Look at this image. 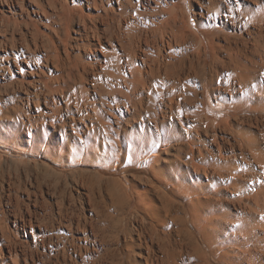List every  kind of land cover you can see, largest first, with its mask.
I'll return each instance as SVG.
<instances>
[{
    "label": "bare ground",
    "instance_id": "bare-ground-1",
    "mask_svg": "<svg viewBox=\"0 0 264 264\" xmlns=\"http://www.w3.org/2000/svg\"><path fill=\"white\" fill-rule=\"evenodd\" d=\"M178 2L0 0V168L72 174L27 196L74 229L2 218L0 264H264V0Z\"/></svg>",
    "mask_w": 264,
    "mask_h": 264
},
{
    "label": "rangeland",
    "instance_id": "rangeland-1",
    "mask_svg": "<svg viewBox=\"0 0 264 264\" xmlns=\"http://www.w3.org/2000/svg\"><path fill=\"white\" fill-rule=\"evenodd\" d=\"M178 1H179L178 2L179 5L181 7H184L185 5H187L190 9H193L195 12L199 11L200 4H202L204 2V0H178ZM84 11H85V9H84ZM76 18L77 17H75L73 22H72V28L70 31L72 36L74 35V32H72V31L76 30L77 26H78ZM196 18L205 22L204 19L206 17H204V19H203V17L196 16ZM191 24L194 25L195 21H192ZM217 42H218L219 46L222 44V37H220V35L218 36V38H215V40H214L215 45H218ZM217 50H218V48H217ZM212 60H214L213 56L209 52L208 56H207V61H206L207 71H208L210 65L212 66V64H213ZM214 65H216V64H214ZM210 106L214 112H218V111L222 110L224 107L222 103L214 102V101H211ZM30 161H29V164L27 163L28 165L26 164L27 166H25V164H23V165L21 164V166H22L21 167L20 165H18V163H16V165L14 164L15 166L14 165L12 166L13 163H11V164L8 163V165L10 167H14V168L9 169L10 167L8 166V167H4L5 170H3V168H2V171L0 168V171L2 174H3V171L5 172L4 173L5 177L3 176V178H2V174H0L1 175V177H0V219L3 218L2 220H4L3 221L4 223L3 222L2 223L7 224L4 226H5V229L8 231V234H9L8 236H10L12 241H14L15 243L18 242L19 245L24 240V238H23L24 232L27 230L29 231V227H28L29 221L34 226V232H39L38 225L40 224L42 226V220H44V219L46 221H48V220L51 221V223L49 221H48V223L54 224V227H57V226L59 227L60 231H62V233L65 235V238H66V239H61L60 243L64 242L66 244L68 241V236L74 235V233H73L74 229L72 227H69L70 224L73 225L72 216L71 215L66 216V214L64 212L61 213L60 210L58 211L57 210L58 207L56 206V204H53V201L51 202L50 205L47 204L46 206H44L40 203L41 201L40 202L36 201V203H35V201L31 200V199H34L33 198L34 193H36V195H39L38 197L40 200L41 195H40V192H39L38 187L36 185L38 183L40 184V180L42 181L41 182L42 185L47 184L48 183L47 179L51 176H47V177L43 176L45 173L44 171H42L43 169L41 167H40L41 169H39V167H38V169H37V167L34 169L35 166L33 165V163H31L32 161L31 162ZM30 165L34 166V167L29 169L31 167ZM23 166L26 168H24ZM15 167H17L18 169H16ZM27 167H29V168H27ZM118 169H117L118 170L117 172H113L109 169H104L103 171L93 169L91 171L89 170V173L92 176L97 175V177H100V179H101L100 183L103 187L107 182L109 183L111 181L112 182L117 181L116 183L124 186L126 184V181L128 180L134 184L136 183V186L138 185L137 188L139 190L143 189L142 187H144L145 183H144V181L142 182L143 184L140 183V181H142V180H139V179L142 178L143 180H146V179H144L145 176H146V178H148L147 175L145 174V172H136L135 173V171L131 170V169H120V168H118ZM7 170H9V171L7 172ZM36 171H37V173H36ZM83 171H85V170H83ZM106 171H108V172H106ZM109 171H111V172H109ZM55 172H56V176H57L58 171H55ZM60 174L61 173H59V176H57V179L60 178V180H57L56 178H55L56 179L55 180L54 177H56V176L54 175V177L52 176L53 177L52 179L49 178V181L50 182L55 181L58 183V185L60 183L61 184L60 186H62V187H63V183L65 182L64 185L67 186L68 190H71V187L73 186L72 185L73 184L72 174L70 175L69 172L62 173L61 175ZM64 174L65 175L69 174V176L67 175V178L63 179L64 177H66V176H64ZM7 175H9V176H7ZM27 176H28V178H27ZM35 177H37V178L40 177L39 182H38V179ZM129 179H131V180H129ZM46 190L47 189L43 185L42 189H41V191L43 192L42 193L43 197L46 199H50V197H49L50 192H48ZM27 191L29 192V194L32 195L30 200L28 199V196H27L28 192ZM28 203H29V205H27ZM65 205H70V206L72 205L73 206V203H69V201H67V202H65ZM186 219L188 222H190L189 214L186 217ZM189 227H190L189 228L190 231H189V229H187V230L196 238L197 241H199V236L197 234H195L196 231H195V227L193 226V224L190 223ZM45 243H46V246L48 247L49 242L47 239L45 240ZM19 245L16 249L20 248ZM66 246H68V244H66ZM202 248H204V246ZM3 254L5 255V251L2 250V255ZM34 258H35L34 264H36L39 260V254L35 253Z\"/></svg>",
    "mask_w": 264,
    "mask_h": 264
}]
</instances>
